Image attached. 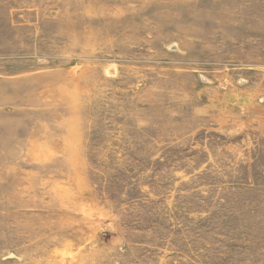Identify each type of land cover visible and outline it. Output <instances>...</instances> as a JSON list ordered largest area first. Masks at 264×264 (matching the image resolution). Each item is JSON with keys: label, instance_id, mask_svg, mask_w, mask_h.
<instances>
[{"label": "rangeland", "instance_id": "1", "mask_svg": "<svg viewBox=\"0 0 264 264\" xmlns=\"http://www.w3.org/2000/svg\"><path fill=\"white\" fill-rule=\"evenodd\" d=\"M0 264H264V0H0Z\"/></svg>", "mask_w": 264, "mask_h": 264}]
</instances>
